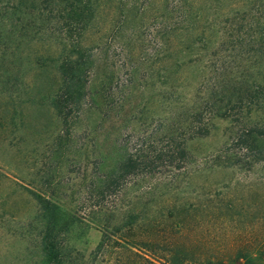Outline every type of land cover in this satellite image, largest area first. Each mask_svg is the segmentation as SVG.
I'll return each mask as SVG.
<instances>
[{"label": "rangeland", "instance_id": "rangeland-1", "mask_svg": "<svg viewBox=\"0 0 264 264\" xmlns=\"http://www.w3.org/2000/svg\"><path fill=\"white\" fill-rule=\"evenodd\" d=\"M32 1L34 7L16 6L38 14L52 0ZM94 3L81 41L94 59L92 98L70 134H63L51 104L57 62L45 56L64 55L69 46L41 20L17 29L27 36L0 26L1 38L7 31L12 37L9 45L0 39V264H41L34 194L74 215L67 244L83 264H109L92 260L105 232L161 248L243 251L249 237L264 231L259 215L246 214L264 201V162L251 163L228 148L236 131L228 119L214 118L208 135L187 142L193 156L187 166L99 190L131 145L130 134L158 131L162 120L189 114L216 68L264 84V0ZM252 117L262 119L264 112ZM73 258L76 264L75 252Z\"/></svg>", "mask_w": 264, "mask_h": 264}, {"label": "trees", "instance_id": "trees-1", "mask_svg": "<svg viewBox=\"0 0 264 264\" xmlns=\"http://www.w3.org/2000/svg\"><path fill=\"white\" fill-rule=\"evenodd\" d=\"M28 3L34 7L32 0H0V6L12 4V7L4 8L3 14L0 13V26L8 24L7 28H14L17 37L27 36L18 33L17 29L21 26L23 30L26 28L24 21H32L28 25L32 26L36 20H41L53 25V32L61 43L69 46V52L64 55L58 56L52 51L45 56L57 62L59 83L51 104L62 121L63 134H70L83 106L92 98L89 82L94 59L90 48L84 47L81 41L93 19L95 3L94 0H52L40 7L38 14L16 6L25 7ZM9 34L7 31L3 38L0 37L2 43H12ZM54 42L56 40L52 41V46ZM261 50L264 58V50ZM213 74L208 81L206 95L189 114L162 120L158 131L130 134L131 145L121 152L115 166L105 175L99 193L121 188L130 176L187 166L193 159L187 142L208 135L214 118L228 119L235 125L236 131L228 148L238 150L251 163L264 162V118L252 117L254 113L264 112V84L235 73L219 72L217 68ZM34 195L38 205L36 219L42 223L41 264H73L74 252L78 256L76 264H83L84 257L67 244L74 215L47 195ZM254 213L263 219L261 226L264 227V201L248 207L247 217H255ZM260 232L249 237L248 247L243 251L194 249L188 245L161 248L151 240L141 244L127 242L117 237V232H105L92 253V260L102 258L109 264H264V231Z\"/></svg>", "mask_w": 264, "mask_h": 264}]
</instances>
